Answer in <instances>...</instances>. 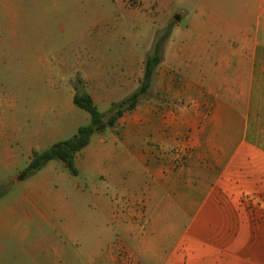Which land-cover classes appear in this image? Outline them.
<instances>
[{
  "label": "crops",
  "instance_id": "obj_1",
  "mask_svg": "<svg viewBox=\"0 0 264 264\" xmlns=\"http://www.w3.org/2000/svg\"><path fill=\"white\" fill-rule=\"evenodd\" d=\"M150 1L166 20L173 0ZM174 1L187 4L178 11L187 22L171 28L151 85L154 99L94 134L84 166H96L104 154L134 161L147 175L141 193L130 197L141 208L125 206L115 221L136 263L264 264V0ZM23 2L0 0V13L23 12ZM134 57L115 71L77 73L100 112L139 86ZM83 117L81 125L89 122ZM48 127L37 133L38 144L52 145L61 133ZM179 147L187 149L183 168L167 157ZM116 174L113 165L109 177Z\"/></svg>",
  "mask_w": 264,
  "mask_h": 264
},
{
  "label": "rangeland",
  "instance_id": "obj_2",
  "mask_svg": "<svg viewBox=\"0 0 264 264\" xmlns=\"http://www.w3.org/2000/svg\"><path fill=\"white\" fill-rule=\"evenodd\" d=\"M18 5L23 12L0 13L2 264H138L122 246L115 222L123 209L141 208L130 198L148 180L137 163L103 154L96 166H84L82 149L75 155L77 175L57 160L28 175L27 160L50 147L37 142V133L49 124L61 130L55 143L74 135L83 116L88 118L72 103L80 70L115 71L134 54L130 68L142 78L154 43L172 21L177 24L173 17L187 4L169 3L166 20L148 0H25ZM186 22L184 17L179 23ZM98 145L93 142L91 150L97 152ZM167 157L183 168L187 149L175 148ZM113 165L117 174L111 178ZM111 247L117 249L113 259Z\"/></svg>",
  "mask_w": 264,
  "mask_h": 264
},
{
  "label": "trees",
  "instance_id": "obj_3",
  "mask_svg": "<svg viewBox=\"0 0 264 264\" xmlns=\"http://www.w3.org/2000/svg\"><path fill=\"white\" fill-rule=\"evenodd\" d=\"M175 24L172 21L165 32L154 43L151 54L144 61L143 75L137 89L123 99L112 102L106 113H102L97 109L91 95L85 89V83L82 78L80 76L75 78L72 103L89 115V122L85 125H80L70 138L57 141L40 153H33L26 168L28 175L39 171L51 160L59 161L67 168L69 173L77 175L75 155L89 145L90 139L94 134H100L107 129L114 128L118 119L125 113L132 111L145 101L154 99L151 95L153 77L157 67L163 60V42L169 37L171 27Z\"/></svg>",
  "mask_w": 264,
  "mask_h": 264
},
{
  "label": "water",
  "instance_id": "obj_4",
  "mask_svg": "<svg viewBox=\"0 0 264 264\" xmlns=\"http://www.w3.org/2000/svg\"><path fill=\"white\" fill-rule=\"evenodd\" d=\"M173 18H174V20H175L176 22H178V21L180 20V17H179L178 15L174 16ZM21 179H22V178H20V180H21Z\"/></svg>",
  "mask_w": 264,
  "mask_h": 264
}]
</instances>
